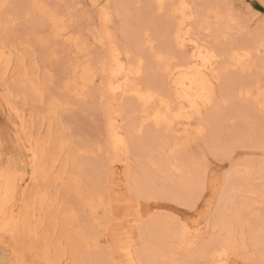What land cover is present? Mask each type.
<instances>
[{"label":"rangeland","instance_id":"1","mask_svg":"<svg viewBox=\"0 0 264 264\" xmlns=\"http://www.w3.org/2000/svg\"><path fill=\"white\" fill-rule=\"evenodd\" d=\"M39 1L46 5L49 10L59 13L61 18H63L64 14L69 11L66 5L79 4L81 7L76 16V22L71 25L72 31L69 35L73 38H78L79 45H84L86 47L83 46L84 48L82 50H77L71 43L66 41V37L62 35L56 37L53 36L54 34L52 33L53 31H51L52 28L50 24L47 21H41L40 16L36 11L29 10V0H4L5 3L10 5V7L6 10L1 9L0 47H13L15 50L12 53V66L7 73V80H5L4 76L0 78V169L3 168L10 172L14 171L16 168V162L21 154L25 157L28 155L25 150V138H23L25 136L20 128L21 124L14 108H17L25 116L32 126L30 129L32 132L31 134L33 136L35 135L36 140L40 141L45 139V134H47L48 129L47 101L50 99L58 100L59 103L56 106L52 118V135L53 137L55 135L54 138H58V140L63 139L65 142L67 141L71 149H76H72L75 151V162H78L77 164L75 163V165L82 164L81 167H79L83 168V171L80 175L78 172H72L69 167L66 169V173L62 174L64 176L61 177L59 183L52 181L49 185V195H52V198L55 196L56 199L49 208L51 210L48 217L49 224L46 225H49L50 227L54 225L52 239H55L54 241L56 242H53V244L61 242L63 250V253H60L59 255L55 254V256L53 255V259L56 264H111L112 260L115 258L111 254L107 228L108 225H110L111 213L113 216L115 213V215H117V212L111 209L108 210L110 208L109 202L115 194L124 193L127 186L132 187L133 184L135 185L134 182L138 176H134L137 175L138 172L141 173V171H139L141 168L138 166L146 165L148 163L144 160L146 158L145 156H139V158L137 155L135 156L132 153H128V155L122 156L123 159L113 164V168L112 166L109 168V165H107L108 151L105 145L104 128V119L106 118L104 116L105 113L103 112L104 103L100 100L98 95V92H100L98 91V88L99 90L101 88L99 72L96 71L97 73L92 84L78 90L77 92L74 89L65 86V83L70 81V69L73 64L92 63L91 65L96 67L105 54V48L95 41L99 24V21L97 20L98 8H95L94 4L89 0ZM109 1V10H111L113 16L112 21L110 22V27L112 32L114 31V37L119 41L121 47H130L129 54L130 57L132 56L133 58L136 55V49L132 43L128 44L125 42L126 40L123 38L124 36L122 35L123 32L121 30L126 22L123 13L124 7H122L125 5H119V0ZM165 2L173 3L179 2V0H165ZM185 2L204 6L198 10L201 18L207 9L212 12L219 9L224 12L226 17L228 15L227 18L225 17L226 19H222L224 22H220L217 26L213 24V26V13H210L203 23L206 28H204L201 33L202 38L210 39L211 42L215 44V40L218 37L222 39L223 36L227 34L229 36V47H232V45L235 44L237 49L238 46H240L241 41H256L254 49L250 51L252 60L246 63L247 68L238 72L233 66H230L228 67L227 76H232L236 80L241 77L246 82L250 83L257 79L258 87L253 86L251 88L253 93H257L261 86H264V78H262L264 74H262L261 71L262 61L259 54L258 38H254L242 30V19L240 17L239 8L228 7V5L237 6L242 0H185ZM100 3L104 5L103 1H100ZM100 3H96L95 5H101ZM126 3L133 12L130 17L132 19L135 16L137 17L134 19L137 21L135 24H142L144 28H147L148 34L144 39L148 41L150 39V49L155 47L158 50L165 51L164 45L170 40V34L166 22L168 13H160L155 7H150L157 4L154 0H126ZM257 11H260V9L257 8ZM230 19L232 20L230 21ZM200 21L196 24L197 31H200ZM221 23H223V25ZM224 23L228 25H224ZM248 24L252 29L256 28V23L248 21ZM211 25L216 28L213 29V31L211 30L210 35L208 29ZM218 26L221 30L223 28V30H218ZM223 26L227 27L226 30H224ZM133 28L134 27L131 26L128 27L130 31H135L136 28ZM216 31H218L219 35L217 33L215 34ZM223 31L225 32L223 33ZM38 39H40L41 42L44 40L42 44ZM146 48L148 47L146 46ZM186 48H191V45H186ZM171 49L175 52L171 59L172 62H178L183 55L184 49L175 48L173 46H171ZM17 55L22 56L21 63L17 62ZM34 66L36 68L37 80L44 82L41 84L44 89L43 94L45 97L42 102L33 100L29 94L21 89L20 83L17 79H14L15 77L13 78L12 75L14 74L11 73L14 69L16 71V69H21V67L31 68ZM151 72L153 73L154 70ZM236 86L237 84H233V88ZM213 88L215 92L219 94V90L221 89L220 83L213 81ZM127 98L128 97L123 99V101H125L123 103L128 102ZM117 99L119 100V98ZM128 100L131 101L130 98H128ZM9 105H11V107ZM230 105L231 104L229 103L228 105L222 106L219 110L215 105L211 108H205L201 114V120L199 117L194 123L189 124V122H184L185 125H188L187 134H185L186 128L184 125L177 126L174 131L168 132L169 134L165 133L167 140L166 143L168 145L170 144V146H174L172 148L177 150L180 149V147H184L185 151L182 153H184L183 157L186 156L184 157V160L187 164H190L193 168L199 166L197 168L204 171L208 177L207 184L209 182L211 183V180L215 182L216 178L221 180V178H224V176L230 173V171L232 173L234 168L238 170L236 171L237 173L240 169L238 174H242L247 169L246 164L252 163L264 165V117L261 116L258 107L251 106L244 102L241 106V112H233L230 114V117L227 119V124L229 123L230 125H228L230 129L232 128L230 131L231 135L229 134L230 136L228 135L229 137L227 136L225 140L222 136L221 138H216L215 135H212L213 132L210 126L206 125L205 117H210L214 111L217 113L219 111H224V109L228 110ZM133 114L130 115L128 112L124 113L121 122L124 123L127 121L125 123H128V120L132 119L129 118V115L132 116ZM196 127L201 129L199 133L197 130L193 131ZM41 136L43 139L40 138ZM140 138L141 136L136 139ZM213 138H216V140L213 141ZM217 139L220 141H217ZM76 151L80 153L78 154ZM63 152L59 155L60 158L65 157L66 151ZM141 157L145 158L142 159ZM63 158L60 160L62 161ZM60 166L61 163H56L55 170L57 171ZM255 168L256 167H254V169ZM109 169L111 170L109 171ZM29 170L27 174L29 173ZM204 173L203 175L205 177ZM157 174H159V176L163 175L161 172ZM114 176L115 178L112 179ZM68 180L71 183L74 180L78 181V189L76 190L68 186L70 185ZM251 183L255 188L262 189L264 187V176L253 179ZM93 188L96 189V194H100L99 199L102 200L101 205H103H100L101 207L99 206L96 211L90 213L89 208L84 205V200L87 198L86 195L88 193L89 196L95 195L93 192L92 194L90 193V189ZM158 194L160 195V193ZM17 196L18 195L14 197L16 200ZM248 196V199L250 198L253 203L258 200L256 198H259L256 194ZM153 198L149 200L151 201L150 203L143 204L144 206H147L146 211L149 209L148 212H150V215H163L167 217L168 214L169 217L173 216L171 218L176 217L179 220L185 219L191 229H194L193 233H191V229L189 230V233H191L188 234V238H190V246L188 245V247H186L187 252L186 250L180 251V253L177 254L178 257H180V255H185V253H189V251L192 255L195 254L196 251H199V240L201 238L202 240H207L213 235V232L216 233L217 230L215 228H210L211 224H208L206 220L202 221L199 217V212L202 209L200 207H203L204 204H207L209 201L208 190H204L201 193L197 199L198 201L196 200L190 204L168 201L166 199L162 200L161 198L159 199L158 196ZM215 204L216 199L213 198L211 201V207H214ZM55 207L57 208L54 209ZM255 208V212L263 211V213L260 214V217L264 218V201L262 203H257ZM66 212H69L73 217V224L70 225L67 231L69 235L74 236L77 233L86 231L90 237L92 236L90 239L91 244H89L88 247L84 248L82 246L81 249H77L74 253L71 252V249L68 246V240L65 237L61 223V217ZM253 215L256 216L255 213H253ZM252 219L253 218L250 220ZM194 223L196 226H194ZM254 223L256 222L253 220L251 226H254ZM260 233V235L264 237V225L262 226ZM234 235L236 236H234V238L237 240L236 242L238 244H236L234 251L229 250V252H227L229 254L224 257L228 264H245L246 260L258 261L260 259L259 251L257 252L258 249L251 246L248 241H241L239 239L240 234L237 230H235ZM238 240L240 242H238ZM5 251L6 250L0 246V260L5 258ZM34 255V253L30 252L28 259L31 260ZM202 259L200 258L198 262Z\"/></svg>","mask_w":264,"mask_h":264},{"label":"bare ground","instance_id":"2","mask_svg":"<svg viewBox=\"0 0 264 264\" xmlns=\"http://www.w3.org/2000/svg\"><path fill=\"white\" fill-rule=\"evenodd\" d=\"M89 1L94 5L96 3L99 4L100 1H103L104 5H102L101 3L100 4L109 16V22L105 25H101L100 9H98L99 11L97 13V20L99 21V24L97 27L98 29H97V35L95 37V41L101 44V46L105 48V54L103 55V58L100 60V62L98 61L99 63L96 65V67H93L91 65L92 63L91 64L72 63L73 66L70 69L71 71V77L69 79L70 81L66 82L65 86L70 87L77 92L78 90L92 84V82H94L96 73L99 72L101 88L100 90L98 88V91H100L98 92L99 93L98 95L100 100L104 103L103 112L105 113L104 116L106 118L104 119L105 120L104 128H105V145L108 151L107 165H109V168L111 166L113 168V164L123 159L122 156L128 155V153H132L135 156L137 155L138 157L145 156L146 158L145 157L143 158L141 157V158L142 159L145 158L144 160H146V162L148 163V164L144 163L146 165L138 166L141 168V170L138 168L139 171H141V173L138 172L137 175L134 176V177L138 176L134 182L135 185L133 184L134 186L133 185L132 187L127 186L125 188L126 191L124 193L121 194L117 193L110 200L109 202L110 208L108 210L111 209L117 212V215H115L116 213L114 212L115 223L113 224V221L111 219L109 224H112L114 229L118 230L121 234L124 235L125 240L131 246V251L133 256L137 259V261H142L143 264H198V263L200 264V261L198 262V260L200 258L201 259L204 258V252L206 247L209 245V243H212L214 247L219 246V250L221 251L225 250V248L227 252H229V250L234 251L236 244H238L236 242L237 240L234 238L235 230L239 232L240 234L239 239L241 241L243 242L248 241L250 242L251 246L258 249L255 250H257V252L259 251L258 253L261 257V253L264 252V245H263L264 237L260 235L261 234L260 231L262 226L264 225V218L260 217V214H262L263 211L255 212L254 209L257 208V207L255 208V205L257 203H262L264 201V197L261 196V191L262 189H264V187L262 189H257L254 186H252L251 182L253 179H256L257 177L260 178L264 176V165L252 164V163L246 164L247 169L244 166L246 170L244 169L245 171L242 174H238L240 172V169L239 172L237 173L236 171L238 170L234 168L232 173L230 171V173L224 176V178L222 177L221 180L220 179L218 180L216 178L215 182L211 180L212 182L211 183L209 182L207 186H205L204 175H203L204 171L202 169L197 168L199 166L193 168L190 164H187L185 162L184 157L186 156L183 157L184 153H182L185 151L184 147L183 148L180 147L181 150L180 149L175 150L174 148H172L174 146H170V144L168 145L166 143L167 140L165 133L169 134L168 132L162 130L158 131L154 127L147 128L145 130L144 135L141 136L140 139H136V140L131 139L129 137V129L132 127L133 123L135 122L133 116L134 114L132 110V98L128 97L131 99V101H129L127 98L128 102L121 103L120 100L121 98H119L118 100L117 97H112L107 92V81L112 78L111 71H112V67L114 66L115 60H118L119 64L124 65L125 71L127 72L131 70L133 66L138 64L139 54L141 50H145V51L151 50L149 46L150 39L149 41L144 39V37L148 34L147 33L148 30L146 27L144 28L142 24H135V22L137 21L134 19H136L137 17L135 16L133 17V19L130 17L131 13L133 12L128 7L126 0H119L118 2L119 5H125L122 7H124L123 13L125 16V20L128 23L127 24L125 22L124 25L122 26L121 30L123 32L122 34L124 36L123 38L126 40L125 41L126 43L128 44L132 43V45L136 49V55L135 57L132 58V56L130 57L129 54L130 47L129 48L128 46H126V48L121 47L119 45V41H117L114 37V33H113L114 31L112 32V29L110 27L111 25L110 22L112 21V17H113L111 10H109L110 1L109 0H89ZM154 1L158 3V0H154ZM2 2H4V0H2ZM35 3L42 4L39 0H29L28 5L30 11H36L32 8V5ZM0 13H1V9H0ZM210 13H213L214 20H212L213 21L212 25L214 24L215 26H217V24H220V22H224L222 21L223 18L226 19L228 17V15L226 17L224 15V12L220 11L219 9L213 12L207 9L200 21V25L204 23L205 18H208ZM54 14H56V11L50 10V15L47 18L41 15L39 16L41 21H47L50 24L52 28L51 31H53L52 33L54 34L53 36L56 37V36H60L61 34L59 33V29L57 28L56 24L52 21V15ZM231 20L232 19H230V21ZM166 22L169 30L168 32L170 34V40L164 45L165 51L170 50L171 46L175 48L176 47L180 48L176 43L178 23L171 18L169 13ZM221 24L223 25V23ZM212 25L211 27L214 26ZM224 25H228V24L224 23ZM130 26L134 27L133 29L136 28V30L130 31L128 29V27ZM219 26L217 28H219ZM223 27L224 30H226L227 27L225 26ZM204 28L206 27L204 26ZM215 28L213 27L211 30L213 31V29ZM218 30L222 31L223 28L222 30L220 28ZM185 31H187V29H185ZM224 32L225 31H223V33ZM216 33L218 34V31H216L215 34ZM38 40L41 42L40 39ZM101 40L103 41V43L101 42ZM43 41L44 40H42V42ZM66 41L71 43L72 46L75 47L77 50H82L84 47H86L84 45H83L84 47L82 45H79V49H78L77 38L72 37L71 40L66 38ZM255 44H256L255 40H250L248 42L241 41L240 46H238V49L242 52L243 51L250 52L251 50L254 49ZM146 46L148 48H146ZM14 50L15 49L13 47H7V46L0 47V72H1L0 78L4 76L5 71H7V73L9 72V69L12 66L11 65L12 56H13L12 53L14 52ZM16 57H17V62L21 63L22 56L17 55ZM172 57L170 58V61L166 63L162 68L159 67L158 65L146 66L144 70V76L140 78L142 82L145 83L151 82L154 88H162L166 94H170L174 99L177 98L178 93L181 95H189L195 99L197 95L205 87H207L210 90H214L213 81L229 79L232 81L233 84H237V86L235 88H232V90L229 93L230 96L236 98L235 103L234 102L230 103L231 105L228 110L224 109V111H219L217 113L214 111L210 117L207 118L205 117L206 125H209L213 132L212 135H215L216 138H221L222 136L223 139L225 140V138H227V136L230 134V131L232 129V128L230 129L229 127L230 124L229 123H228L229 125L227 124V119L228 117H230L229 115L232 114L233 112L242 111L241 106L242 103H244V100L239 99L241 91L244 92L245 94L244 99L246 100L248 91L251 90L253 86L258 87L257 79L254 82L250 83V82H246L241 77L238 80H236L232 76H227V72L229 69L228 67L233 66L234 69L240 72L243 71L245 68H247L246 63L233 65L231 61H229L227 64H223V66L221 65L216 70L217 74H214L211 71H207L201 74L199 71V66L196 64V62L193 61L192 63H189L188 59L184 55H182L181 59L178 62H174V61L172 62L171 60ZM152 70H154L153 73L151 72ZM11 73L14 74L12 75L13 78L15 77L14 79H17V81L20 83L21 89H23L27 94H29V96H31L33 100L37 102L44 101L45 99L44 94H43V99H41L33 92V85H34L40 90L41 93H44L43 86L41 85L44 82L42 81L40 82V80L39 81L37 80L35 66L31 68L21 67V69L18 70L16 69V71L14 69V71H11ZM122 99H124V97H122ZM51 100L52 99L47 101V114H48L47 134H45L46 135L45 139L40 141L36 140L35 135L33 136L31 134L32 132L30 131V129L32 126L27 121L25 116L17 108H14L16 112L17 111L19 112V115L17 114L16 115L19 118L18 120L21 124L20 128L25 136L23 137L25 138V145L28 143L35 145L37 142L43 145H51L50 150L47 153V156L44 157L42 155L43 164L41 165V167H46L48 171L51 172L52 169L55 168L56 163L59 164L61 163V166L58 168V170L57 171L55 170V175L57 177L61 178L62 176H64L62 174H65L66 169L69 167L71 168L72 172L75 173L78 172L81 175L83 168L80 167L82 164L75 165L76 163L75 162L76 159H74L75 151L72 150L74 148L71 149L67 141L65 142L63 139L58 140V138H54L55 135L54 137L52 135L51 124H52L54 111L50 110L49 108V102ZM219 109L221 108H218V110ZM127 112L130 115L133 114L132 116L129 115V118L132 119H129L128 123H125L127 121L122 123L121 121L123 118V114ZM196 130L198 133L201 131L199 127H196ZM217 135L220 137H218ZM40 138H42V136ZM216 138H213L214 140L213 139L212 140L215 141ZM217 141L220 140L217 139ZM165 146L167 147L169 153H174V155L171 157V160H169L167 154L162 152V148ZM63 151H66V155L64 158L62 157L63 160L61 161L60 159L62 158H60L59 155ZM76 153L78 152L76 151ZM254 167L256 168L254 169ZM110 170L111 169H109V171ZM71 171L69 172L72 173ZM159 172H161L163 175L159 176V174H157ZM114 178L115 176L112 177V179ZM52 181H49L44 175H41L39 181L34 182L32 180L31 169L29 170V173L26 176L20 178H17L15 176L14 171L10 172V171H6V169L3 168L0 169V207H3L5 204H7L6 216L5 214H0V223H5L13 220L23 221L25 218H28L33 213H35L37 220L34 222V225L35 224L39 225L40 238L38 241H36L35 235H33L32 241L40 246L41 256L39 258H44V256L46 255V253H44V250L50 249L51 251L50 258L54 260L53 255L54 256L55 254L59 255L60 253H63V250H62L61 242L60 243L57 242L53 244V242H56L54 241L55 239L54 240L52 239L53 238L52 231L54 225L51 227L49 225H46L49 224L48 217H49V212L51 211L49 208L52 206V203L56 199L54 195H53L54 196L53 199L52 195H49L48 192L49 185ZM77 182L78 181L76 180L72 181V183L69 181L70 185L68 186L77 190L79 186ZM206 189L209 192V201L207 204H204V206L201 205L203 207H200L202 209L199 212V217L202 219V221L206 220L208 224H211L210 228L212 229L215 228L217 231L214 229L216 233L213 232V235L209 239L202 240L201 238L199 240V245H198L199 251H196L195 254L192 255L189 251V253H185V255H180V257H178L177 254L180 253V251L182 250L185 251L186 247H188L190 243V238H188V234L193 233L194 229L193 230L191 229L190 225L187 223V221L184 218H183L184 220H179L176 217L171 218L173 217L171 216V214H170L171 217H169L168 214L167 217L163 215H155V216L150 215V212H148L149 209L148 211H146L147 206L146 205L144 206L143 204L150 203L151 201L149 200L157 196L159 199L161 198L162 200L166 199L168 201L190 204L196 201L204 190L207 191ZM90 190L89 192L91 194L93 192L97 196V197L95 195L89 196L88 193L87 195L89 197L86 195L87 198H85L84 200L85 207H88L91 213L96 211V209L101 205L102 200L99 199L100 194L99 195L96 194L95 188ZM136 192H144L146 194H152V196L150 199L148 198L137 199L135 197ZM158 193H160V195ZM253 194L258 195L259 197L256 198L258 199L257 201L254 200L255 201L254 203L253 201L250 200V198L248 199L249 197L248 195H253ZM16 195H18L17 200L14 198L16 197ZM45 195L47 196V199L46 201H44L43 208L41 209L40 200L38 198H41ZM213 198L216 199V204L214 207H211V201ZM133 200H135L134 208H132L131 206ZM89 201H92V203L90 204ZM56 208L57 207H55L54 209ZM253 213H255L256 216H254ZM249 216L253 219L250 220L251 218ZM253 220L256 223H254V226H251V222ZM189 222L191 221L189 220ZM61 223L63 226L65 237L68 240V246L70 247L72 253H74L77 249H81L82 246L86 248L89 246V244H91L90 239L92 236L90 237V235H88L86 231L77 233L74 236H71L67 233L70 225L73 224V217L69 212H66L62 215ZM194 226H196V224ZM190 229L192 230L191 233H189ZM34 232H35V228H34ZM107 232H108L107 235H109V240H110L111 254L113 255L112 248L114 246V242L112 239V229L109 228V225L107 228ZM238 242L240 241L238 240ZM114 258L120 259L121 257L116 256ZM218 259L220 258L218 257Z\"/></svg>","mask_w":264,"mask_h":264},{"label":"snow or ice","instance_id":"3","mask_svg":"<svg viewBox=\"0 0 264 264\" xmlns=\"http://www.w3.org/2000/svg\"><path fill=\"white\" fill-rule=\"evenodd\" d=\"M9 7V4L0 0V9L6 10ZM66 7L69 11L64 14L63 18L60 17L59 13H56L52 15V21L59 29V33L71 40L72 37L69 35L72 31L71 25L76 22V16L81 6L79 4H72L66 5ZM94 7L100 9L101 25L107 24L109 22V16L104 8L98 4L94 5ZM150 7H155L160 13H169L171 18L178 23L176 43L181 49H184L183 55L188 59L189 63L196 62L201 74L207 71L217 74L216 70L222 64H227L229 61L233 65H236L245 64L252 60V55L249 51L242 52L235 47V44L229 47V36L227 34L222 39L218 37L215 40V44L210 39L202 38L201 33L204 30V24L200 25V31H197L196 24L202 19L198 10L204 6L190 4L185 2V0H179V2L173 3L158 0L156 5ZM228 7L239 8L242 19V30L250 36L258 38L259 54L262 61L261 71L264 74V0H242L237 6L228 5ZM32 8L39 15L46 18L50 15V10L46 5L35 3L32 5ZM257 8L260 11H257ZM248 21L256 23V28L252 29ZM208 31L211 35L210 28ZM101 42L103 43L102 40ZM186 45H191V48H186ZM77 46L79 49L78 38ZM174 54L173 49L164 51L152 47L150 51L141 50L138 64L127 72L125 71V66L119 64L118 60L114 62L111 71L112 78L107 81V92L112 97L121 98V103L124 102L122 97L132 98V110L135 122L129 129V137L133 140L143 136L147 128L153 127L158 131L172 132L177 126L184 125L186 128L185 134H187L188 125H185L184 122H189V124L194 123L198 117H201L205 108H211L214 105L220 108L235 102L236 98L229 95L233 88V83L229 79L217 81L221 85L219 94L205 87L195 99L189 95H181L179 93L177 94V98L174 99L170 94H166L162 88H154L151 82H142L140 78L144 76L146 66L158 65L162 68L170 61V58ZM4 77L7 80V71H5ZM33 92L43 99V93L34 85ZM244 97L245 94L241 91L239 99L244 100L245 103L251 106L258 107L261 116L264 117V86H261L257 93L249 90L246 100ZM58 103V100L52 99L49 102L50 110L55 111ZM9 106L11 107V105ZM17 115H19L18 111ZM193 131H196V129H193ZM50 147L51 145H43L39 142L35 145L31 143L26 144L25 150L28 155L25 157L21 154L17 160L16 168L14 169L15 176L17 178L26 176L30 168L34 182H38L41 175H44L49 181L55 180L59 183L61 178L55 175V168L49 172L46 167H41L43 164L42 155L46 157ZM162 152L168 155L169 160L174 155V153L168 152L166 146L162 148ZM204 181L205 186H207L208 177L206 174ZM151 196L152 194H146L144 192L135 193L137 199H150ZM261 196L264 197V189L261 191ZM38 199L40 200L42 209L47 196L45 195ZM89 203L91 204L92 201H89ZM134 205L135 200L132 201V208H134ZM6 208L7 204L0 207V214H5L6 216ZM111 219L114 224L115 216H111ZM36 220L37 217L33 213L23 221L13 220L0 223V246L6 250L4 254L5 258L0 260V264H56L50 258V249H45L44 253L46 255L44 258H39L41 256L40 246L32 241L33 235H35L36 241L40 238L39 225H34ZM109 228L112 229V239L114 242L112 248L113 256L121 257L120 259H113L111 264H143L142 261H137L133 256L131 246L125 240L124 235L114 229L112 224L109 225ZM30 252L35 254L31 260L28 259ZM227 254L226 248L221 251L219 250V246L214 247L212 243H209L200 264H228L223 259ZM245 264H264V252L261 253L258 261L246 260Z\"/></svg>","mask_w":264,"mask_h":264}]
</instances>
